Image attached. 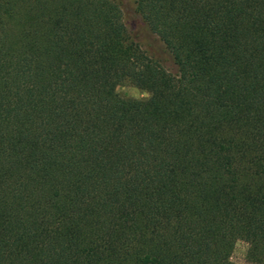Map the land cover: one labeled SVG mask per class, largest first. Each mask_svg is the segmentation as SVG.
Returning a JSON list of instances; mask_svg holds the SVG:
<instances>
[{"label":"trees","instance_id":"trees-1","mask_svg":"<svg viewBox=\"0 0 264 264\" xmlns=\"http://www.w3.org/2000/svg\"><path fill=\"white\" fill-rule=\"evenodd\" d=\"M237 241L264 264V0H0V264Z\"/></svg>","mask_w":264,"mask_h":264},{"label":"rangeland","instance_id":"rangeland-1","mask_svg":"<svg viewBox=\"0 0 264 264\" xmlns=\"http://www.w3.org/2000/svg\"><path fill=\"white\" fill-rule=\"evenodd\" d=\"M121 8L125 18H128L132 9V0H116ZM115 92L120 97L142 99L147 96L143 91L138 90L130 85L119 86ZM246 244L242 241H237L230 254V261L235 264H248L246 262Z\"/></svg>","mask_w":264,"mask_h":264}]
</instances>
